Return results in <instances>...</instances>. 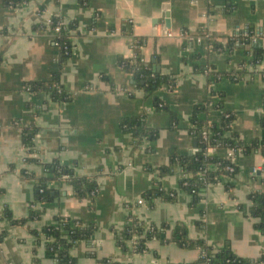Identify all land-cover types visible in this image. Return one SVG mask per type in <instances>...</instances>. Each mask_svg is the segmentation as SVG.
Masks as SVG:
<instances>
[{
    "label": "crops",
    "instance_id": "1",
    "mask_svg": "<svg viewBox=\"0 0 264 264\" xmlns=\"http://www.w3.org/2000/svg\"><path fill=\"white\" fill-rule=\"evenodd\" d=\"M55 17L75 25L72 54L60 75L69 98L62 101L26 87L51 79L57 69L61 51L46 28ZM250 26L262 31L264 46V0H26L17 5L0 0V215L8 208L14 219H26L32 202L40 213L26 223L0 220V231L6 232L0 239V264H58L48 253L42 230L59 216L96 225L94 236L71 251L77 264H190L200 258V247L157 239L141 253L131 245L123 250L116 234L131 216L146 224H184L193 240L259 258L264 234L255 227L248 197L264 190L260 148L238 155L235 176L208 185L197 204L180 187V168L158 173L172 153L196 150L193 107L207 100H212L209 122L219 123L221 112H229L246 146L264 139V58L254 70L241 69V49L212 51L209 43L226 44L237 30ZM166 30L183 35L169 37ZM136 38L147 39L141 48L144 60L156 71L160 65V72L174 79L154 95L137 87L121 64V58L133 57ZM215 70L242 77L211 83ZM125 87L132 95L116 94ZM157 98L177 114L175 124ZM140 114L159 131L156 139H138L125 130L124 121ZM33 121L38 133L35 153H30L22 134ZM55 161L78 176H95L98 193L77 199L69 185L51 180L58 195L50 202L36 201L37 178L46 176L45 165ZM158 184L175 196L148 201L146 193ZM140 198L145 202L139 204Z\"/></svg>",
    "mask_w": 264,
    "mask_h": 264
},
{
    "label": "trees",
    "instance_id": "2",
    "mask_svg": "<svg viewBox=\"0 0 264 264\" xmlns=\"http://www.w3.org/2000/svg\"><path fill=\"white\" fill-rule=\"evenodd\" d=\"M14 5L22 4L26 0H6ZM60 17L52 19L51 26H55ZM70 28L75 27L74 24H69ZM254 27L250 26L244 29L237 30L226 42V44L216 41H210L212 51L241 49L245 57L240 62L243 64H253L257 66L264 58V46L260 43L253 42ZM146 38H136V48L134 49L135 56L130 58H121L122 67L132 74L135 85L145 90L147 95H154V93L164 85H171L174 79L168 75L155 70L154 65L145 61L142 55L141 48L146 42ZM54 42L60 49V58L57 63V69L53 72L52 78L46 81H31L26 84V87L35 95L40 93L47 94L48 97L54 101H62L69 98L64 86L61 84V70L67 63V59L71 54L65 52V46L71 45L72 41L67 30H63L56 35ZM201 68V66H200ZM206 70L207 68H202ZM212 78L210 82L214 83L219 78L228 77L232 80L238 81L242 75L237 73L238 78L234 77V73H222L214 71L211 73ZM236 74V73H235ZM264 80V76H263ZM212 94H215L213 90ZM161 103V105H160ZM264 105V96L262 97ZM212 100H207L198 103L193 107L191 134L197 140L196 150L192 154L181 155L177 152L172 153L169 164L158 169L159 174H167L172 172L176 167L184 170L189 174L187 178L181 179L180 187L188 191L194 198V204H197L202 199V192L204 189L213 183H218L224 177H233L237 173L229 172L227 167L231 164L224 152L219 151L213 155L207 153V146L220 145L225 147L232 146L241 148L243 152L250 153L251 151L260 148L264 154V139L254 141L250 146H246L239 134L233 129L234 115L229 112H221V120L217 122H209L208 116L212 113L210 105ZM157 105L168 110L172 122H176L177 114L160 98H157ZM219 108L217 104L214 106ZM229 115L227 116V114ZM262 126L264 128V115H262ZM125 130L130 131L136 138H147L154 140L159 135V131L150 128L146 123V116L144 114L137 115L133 118L124 121ZM211 129V136L209 144L203 141L202 132L205 128ZM38 133V125L33 121L29 126L23 130L22 138L28 152L35 153L34 139ZM28 161H38L35 158H28ZM211 165L216 166L211 168ZM47 172L46 176L38 177L35 183V200L42 202H50L59 193V188L49 185L51 180L63 182L69 185L72 189L73 196L77 199H83L90 196H95L98 193V184L95 176H78L73 168H70L58 161L52 164L45 165ZM25 175V173H23ZM228 188L232 184H227ZM264 185V178H263ZM175 196L174 191L166 192L158 184L155 188L146 193L145 197L148 201H152L156 197H163L172 199ZM251 202L250 215L256 218L255 227L264 234V190L253 191L249 195ZM33 203H30V214L26 219L16 220L13 218L10 209L6 208L0 220L7 218L13 224L26 223L30 219H36L40 216L36 210L33 209ZM96 231L94 223L83 224L81 221L59 216L55 221L43 228L42 232L45 236L44 244L48 253L53 256L58 264H77V260L72 255L73 247L80 241L90 240ZM5 231H0V239L4 238ZM118 243L123 250H129L130 246L135 252L141 253L147 250L148 242L157 239L162 242H175L184 247H200L202 254L200 258L190 264H258L264 262V253L257 259L244 258L233 252L231 247L225 246L220 249L209 247L203 239L193 240L189 237L187 226L177 223L170 225L168 223L162 224H146L144 221L131 216L126 222L125 226L116 234ZM38 243L40 239L38 238Z\"/></svg>",
    "mask_w": 264,
    "mask_h": 264
},
{
    "label": "built area",
    "instance_id": "3",
    "mask_svg": "<svg viewBox=\"0 0 264 264\" xmlns=\"http://www.w3.org/2000/svg\"><path fill=\"white\" fill-rule=\"evenodd\" d=\"M51 23H52V19L48 21V23L46 24V28H49L50 31L53 32L54 38H55L56 35L60 34L63 30H67V32L70 34V38H72L71 32H72L73 29L70 28L69 24L65 23L63 20H58L56 22V25L53 27V26H51ZM165 35L169 36V37H178V36H182L183 34H175L172 31L166 30L165 31ZM262 36H263V33H262L261 30H257V31L254 30L253 42L257 43L261 39ZM72 48H73V44L71 43V45H66L64 49H65V52L67 54H72ZM133 48L134 49L136 48V41H134ZM133 56H135V52H134ZM248 67H251L252 70H254V68L256 66H254L253 64H248V63L245 64V65L243 64L242 66H240L241 69L248 68ZM262 75L264 76V73ZM234 77L238 78L237 73L236 74L234 73ZM219 79H221V78H219ZM88 89L89 90L94 89L93 85L88 86ZM138 89H136V90H138ZM123 93L132 95V90L130 88H128V87L117 88L116 89V94L117 95L123 94ZM261 114L264 115V105H262ZM228 115H229V113L227 114V116ZM211 134H212V132H211V129L209 128V126L203 130L202 138H203V141L206 142V144H209V139H210ZM221 148H223V147L220 146V145H210L209 144L207 146V153L209 155H213V154H215V153H217L219 151L224 152V155L228 159H230V161H231V164L227 167V170L229 172H235L236 171L237 157H238V155L243 153V150L241 148H236V147H232V146L225 147L224 149H221ZM215 167L216 166L211 165V168H215ZM181 171L183 173L182 179L187 178L189 176V174L187 172H185L184 170H181ZM144 202H145V200L143 198H140L138 200L139 204H142Z\"/></svg>",
    "mask_w": 264,
    "mask_h": 264
},
{
    "label": "water",
    "instance_id": "4",
    "mask_svg": "<svg viewBox=\"0 0 264 264\" xmlns=\"http://www.w3.org/2000/svg\"><path fill=\"white\" fill-rule=\"evenodd\" d=\"M166 22H167V27H170V25H171L170 19H167ZM157 60L159 61V58ZM157 71L160 72V65H157Z\"/></svg>",
    "mask_w": 264,
    "mask_h": 264
}]
</instances>
